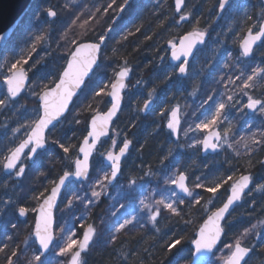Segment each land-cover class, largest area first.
Listing matches in <instances>:
<instances>
[{"label":"trees","instance_id":"trees-1","mask_svg":"<svg viewBox=\"0 0 264 264\" xmlns=\"http://www.w3.org/2000/svg\"><path fill=\"white\" fill-rule=\"evenodd\" d=\"M191 1H194L192 5ZM122 3L123 0H36L3 53L0 60V70L4 69L0 72V99H5V105L0 106V248L3 247L4 251L0 253V264H6L8 259L17 260V257L11 256L13 251L18 253L19 259L21 258L24 249L28 247L27 241L32 238L37 213L32 209H38L43 201L41 193L45 196L49 194L53 187L52 182L57 180L63 171L74 170L71 161L76 158L75 155L66 156L58 144L51 141L57 139L70 146V153L75 152V146L79 145L87 134L92 116L109 109L110 101L106 93L110 92L115 72L125 66L131 71L132 80L130 90L126 93L124 110L110 138L104 141L98 150L90 181L76 191L85 195L78 196L79 201L89 205L88 195L92 200L91 192L100 189L99 182L94 183L98 173L100 180L110 172L104 166L103 158L108 151H114L112 140H116V146L121 147L122 137L132 142V150L123 166L122 179L129 182L135 180V186L129 191V209L121 212L118 218H115L114 213L122 203L117 200L110 203L107 198L101 196L98 203L90 206L84 222L74 221L77 239L82 238V233L89 224L99 232L98 243L94 248L90 247L82 262L191 264L192 241L200 227L213 211L226 203L231 184L242 175L248 174L253 177V188L244 203L236 208L225 223V237L217 253L235 243L249 227L255 226L258 227L257 237L245 246L253 250L249 264H262L264 163L261 161H264V135L261 133H264V118L261 121L230 109L229 115L234 117L231 129L234 144L230 153L232 155H227L225 159L223 151L218 156L204 159L200 148L190 150L189 145L202 140L205 133L196 138L191 135L184 142L181 139L179 143H175L167 132L168 112L177 107L179 102L165 96L171 94L174 98L178 94L180 97L189 98L184 104V112L188 113L186 129L189 126L194 127L205 118L206 104L210 106L213 103L208 100L209 96L221 102H227L228 96L242 97L235 94L241 93L243 80L253 69L264 68V62L257 61L246 67V61L240 51V44L248 29L257 32L259 25L264 22L263 0H235L220 23H216L219 0H186V11L191 13V21L184 25L181 24V16L175 11L174 0H136L126 9L119 22H116ZM49 9L54 10L57 15L53 22L47 15ZM193 28L205 31L210 40L198 56L201 64L198 83L190 92L184 93L183 86L164 83L162 75L168 64L167 41L178 40ZM110 31L100 68L73 105L69 116L48 136L49 149L40 154L33 165L27 163L22 180H18L16 176L7 177L3 168L4 156L9 148L19 143L12 144L10 137L19 124L14 106L20 103L23 108L33 112L24 126L31 123L37 107V95L54 86L53 81L62 67L66 66L70 52L74 50L73 42L97 43L100 42V35L106 37ZM256 54H262L264 57V43ZM13 64L16 65L15 69L11 67ZM17 69L26 70L30 79L27 91L34 94L33 99H29L26 93L19 101L7 97L4 76ZM241 72L244 73L243 79L236 80V76ZM177 82L180 83L178 79ZM254 83V88L245 91L250 94L256 91L255 98L264 99V78H255ZM101 88L103 92L96 95ZM142 90L146 93H140ZM149 93L154 98V107L149 116H145L141 109L149 101ZM129 94L139 97H133L135 100L131 102ZM193 97H196L195 101L191 100ZM243 99L247 101L245 96ZM184 134L185 127L182 129V136ZM181 144L183 145L180 146ZM178 171L188 176L191 187L197 183L205 185L199 188V203L183 200V203L176 204V213L161 206L155 222L144 226H126L125 229L116 231L119 219L131 213H139L131 204H136L134 197L137 194L143 196L145 191L140 189L149 186L147 192H154L158 194L157 197L163 193L161 190L164 187L170 192L172 189L164 184V179ZM228 176L233 179L223 184L215 196L205 190ZM137 185L141 187L137 189ZM73 187L67 191L56 215V245L59 239L58 231L62 225L61 214L67 206ZM108 188L109 184L106 189ZM256 188L259 191L255 192ZM110 191L115 193L116 188ZM20 206L29 209L26 222L19 219ZM78 212L81 214L83 210ZM176 239H180L181 243L172 247ZM31 243L32 251L39 254L34 242ZM68 259L64 264H67Z\"/></svg>","mask_w":264,"mask_h":264},{"label":"snow or ice","instance_id":"snow-or-ice-1","mask_svg":"<svg viewBox=\"0 0 264 264\" xmlns=\"http://www.w3.org/2000/svg\"><path fill=\"white\" fill-rule=\"evenodd\" d=\"M114 2V0H113ZM176 11H180V6L182 0H175ZM230 3V0H219L218 10L222 13L226 6ZM131 0H123L120 5V11H124L126 7L130 6ZM47 15L50 17H55L56 12L49 9ZM181 20L186 19V17L181 16ZM87 23V21H85ZM83 27V25H81ZM206 36L205 31H200L193 28L192 31L188 32L182 38L178 40L167 41V46L170 50V57L172 61L179 62L174 65L175 74L177 76H184L188 70L189 58L194 55V50L197 49V45H202ZM264 38V23L259 25V30L253 34L252 29H248L247 35L243 38L241 42L242 55L247 57L258 41ZM104 35H100L99 41L97 43L88 42H73L75 44L74 50L70 52V59H67L66 66L62 67L61 72L53 81L54 86L47 88L42 94L37 95V107L35 110L34 118L32 122L26 126L25 138H23L16 146L11 147L7 150V155L4 156L3 168L8 171H14L17 177L23 176L26 171V162L31 161L36 162L42 149L45 145L49 143L48 136H50L57 128L61 118L64 113L68 110L70 103L73 98L77 95V91L81 89V86L85 83L86 78H90L94 74L95 70L100 67V57H101V45L104 41ZM163 59V58H162ZM13 69L16 65L11 66ZM130 69L128 67H121L115 72V81L111 84V91L106 93L107 96L111 97V107L106 113L96 114L91 118L90 130H87V134L83 137L82 142L75 146V152L70 153V146H66L64 143L53 140L52 143L58 144L59 148L62 150L66 156L75 155V159L71 161L74 170H65L58 179L53 181V187H51L49 194L45 196L41 193L43 197V203L38 209H32L37 212V219L34 223V236L39 243L41 251L39 254L34 255L33 261H29V264L33 262H39V264H45V261L41 257L49 250L50 245H52L54 240V235L51 231L52 226V212L54 202L56 201L58 195L61 193L62 187L66 186V181H68L69 176H75L76 178H87L90 171V158L93 157L94 150L97 146V141L100 140L102 136L108 135L109 124L112 121L113 116L116 115L117 109L120 107L121 101V90L125 88V78L128 77ZM244 77V73L241 72L240 75L236 76V80H241ZM264 78V68L253 69L251 74L247 75L246 79L243 80V87L241 92L247 98V102L243 103L238 109L243 114H247L245 110H250L253 112H260L264 114V99L254 98L245 89L255 87V78ZM171 78L170 76L168 77ZM6 86L7 97L14 98L17 97L24 85L25 76L23 71L17 69L13 74L8 77L4 82ZM103 92V88L100 89L96 95H100ZM151 96V93H149ZM209 101H213L212 105L208 109L205 118L195 125V130L200 132H209V135H205L204 138L197 143L202 144L205 151L211 149L215 151L218 144L215 141H219L221 136L219 133L212 132L214 126L219 123H223L224 120L228 119L229 110L235 107V104L229 103L233 101L232 96L227 97V102H219L213 99V96L208 97ZM149 102H146L144 108L141 109L143 112L149 107ZM5 105V99H0V106ZM173 119L167 123V128L173 133L177 132L178 121L176 118V111L171 112ZM79 122V121H77ZM254 135V134H253ZM264 135V133H261ZM251 139V137L249 138ZM116 140H112V145L116 146ZM132 142L128 139H124L122 147H119L118 152L108 151L107 161L110 162V172L106 173L102 181H99L106 189L108 184L115 181L121 174V161L128 151L130 144ZM257 143H259L257 141ZM189 147H195V144L189 145ZM82 157V158H81ZM264 163V161H261ZM146 175H152V173H146ZM199 179V178H198ZM233 179L232 176H228L226 179H222L220 182L215 183L213 186H208L205 188L207 192L216 195L219 188L223 184H227ZM188 180L187 175L178 171L172 176L166 177L164 179V184L171 186V197L175 199L177 203H183L177 195V191L186 194L188 197H192L193 193L187 187L186 181ZM106 182V183H104ZM250 182L249 175H242L238 182L231 184V195L227 197V202L223 204L211 213L205 220L203 226L200 227L198 232V238H194L192 243L194 245L195 252L200 251H211L216 245L218 239L220 238L222 228L220 222L224 219L225 213L228 212L229 206L241 199V194L248 187ZM131 183H135L132 180ZM197 188L205 187L201 183L196 184ZM48 191V190H46ZM91 196L99 198L101 196L100 191L93 190ZM92 201H89L91 203ZM71 201H69V204ZM144 208L149 210V219L152 222L157 220L160 214V207H157L155 212H152V206L145 204L144 200L140 201ZM199 203V200H196ZM157 206L162 205L164 209H167L173 213H176V208L172 202H166V198H161L155 201ZM87 207V205H85ZM29 212V209L20 206L18 208V214L20 217H24ZM132 220H124L123 223L119 224L116 231L125 229L127 225H131ZM15 227V225H13ZM81 227H83L81 225ZM64 232V229H61ZM75 231L69 230L64 236L61 237L62 243L55 249L56 254L60 257H68L67 264H81V255L88 249L90 243L93 241L95 236V228L93 225L89 224L87 229L83 231L82 238H75ZM181 243L180 239H176L171 245L175 247ZM6 247V246H5ZM4 251L0 248V252ZM249 251L248 248L241 247L240 242L237 241L235 245V251L228 257L226 264H240V261L244 258L245 254ZM11 256L17 257V260L8 259L7 264H18V253L13 251ZM48 264H51L49 261Z\"/></svg>","mask_w":264,"mask_h":264},{"label":"rangeland","instance_id":"rangeland-1","mask_svg":"<svg viewBox=\"0 0 264 264\" xmlns=\"http://www.w3.org/2000/svg\"><path fill=\"white\" fill-rule=\"evenodd\" d=\"M194 3V1H191L190 2V5H192ZM187 15L191 16V13L190 12H187ZM264 62V57L262 54H256L254 59L252 61H247L245 66H249L250 64H252L253 62ZM194 72L196 73L194 78L191 79L192 82H195V79H196V76H197V71H200V67H201V64H200V57H197L194 61ZM4 69H1L0 72H2ZM14 72V71H13ZM13 72L11 74H7L4 76L5 80L10 77ZM258 79H261V77H257ZM198 82V80L196 81ZM249 92V91H248ZM253 92V91H251ZM255 92L254 91L253 93L249 94L250 95H253L254 98H255ZM260 91H258L259 93ZM140 93L142 94H145L146 91L145 90H142ZM241 95L242 97H233V101L232 102H229V103H233L235 104V107L231 108L233 109V111H238V109L242 106V104L247 101H245L243 99V93H236L235 95ZM257 94V93H256ZM26 95L29 97V99H33L34 98V94L31 92V91H27L26 92ZM132 94H129V99L131 102H134L135 98H133L134 96H130ZM246 98V97H245ZM189 98H172L173 101H178L179 105H177V107H179L181 109V114H182V120H183V127H185V134L182 136V142H184V140H186V138L188 139L191 135H194L195 138L196 136H198L199 134H203L205 133V135H207L209 132H200V131H197L195 130V126L192 127V126H189L187 129H186V124L188 122V113L187 112H184V104L188 101ZM247 99V98H246ZM192 101H195L196 100V97H193L191 98ZM149 101L150 102H154V98H152V96H149ZM219 102H221L220 100H217ZM211 106V105H210ZM210 106H207L206 104V107H207V110H206V113L208 112V109L210 108ZM14 111L16 112L15 113V116L18 117V121H19V124L17 125V128L11 133V143L14 144L15 142H20L23 138H25V132H26V126H24V123L28 120V118L31 116V114L33 112H30L28 110H26L25 108H23L22 104L18 103L14 106ZM171 110L168 112L170 113ZM240 112V111H238ZM254 118H257V119H260L261 121L263 120L264 118V114L258 112L255 116H253ZM234 124V117L229 115L228 114V119L227 120H224L223 123H219L218 125H216V127L214 126L213 129L211 131H213L214 129H219L222 134H223V137H224V142H223V150H224V154H223V158H227V155H232L230 153H232V147L234 146V144L232 143L233 139L231 137V129H232V126ZM58 127V126H57ZM204 135V136H205ZM125 137H122L120 139V142L123 144V141H124ZM57 140V139H56ZM195 140V139H193ZM195 144V147H189L190 150H193V148H201V145L202 144H199L197 143V141H195L194 143H192L191 145ZM183 144H181L180 146H182ZM200 146V147H199ZM48 149H49V144H48ZM26 169H27V163H26ZM176 172L172 173V174H175ZM99 174L98 173V177H99ZM233 174V173H231ZM96 177V180H94V183L97 184L98 183V180L99 178ZM103 178H100L99 181H102ZM93 185V184H92ZM81 185H75L73 187V189L70 191L69 193V199H68V203H67V206L64 207L63 209V212L61 214V221H62V225L61 227L59 228V231H58V236H59V239H58V242H57V245L55 244V246L53 247V250L51 252V254L47 257H41V259L43 261H45V264H48V262L50 261L51 264H64L68 257H60L56 254V251L55 249L59 246V244L62 243V240H61V237L64 236L69 230H72V231H75V225H74V221H76L77 223H82L86 220V217L88 215V212L90 210V206H93L95 205L96 203H98L100 201V199L102 197H105L107 198L108 202L112 203L114 202L115 200H117V202H121L122 203V206H120L116 213H114V216L115 218H118L123 212L125 211L126 209H129V204L127 203V200L129 199V191H131L133 189V186H135V184L129 182V181H126L123 179H121L120 181V184L118 186H116V191L115 193H112L109 189L105 190V188L102 187V184L99 183V191L101 192V196L99 198H95L93 197L92 200L89 198V195H88V198H87V201L89 203V201H92L91 203H89V205H87V207L85 206V204H83V202L79 201L78 199V196H81V197H84L85 195H83L82 192H78L76 191L77 188H79ZM169 188H171L170 185H167ZM141 186L140 185H137V189H139ZM149 189V186H147L146 188H142L140 190H143L145 191L143 193V196H141L140 194H137L135 197H134V201L136 202L135 203H132L131 204V207L133 209H136L139 213H131L129 215H127L126 217H124L123 219H119V221H117V224H118V227H119V224L123 223L124 220H132L133 223L131 225H127V226H144V225H148V223H152V221L149 219V216H150V213H149V210L144 208L143 205H141L140 201L141 200H144V203L151 205L152 206V212L154 213L156 208L157 207H160V206H157L155 204V201L158 200V199H161V198H166V202H172L174 207L176 206L177 202L175 201L174 198L171 197V194L170 195H167L168 193H171L168 192V189L167 187H164L161 191L163 193H160V195L157 197L156 193H148L147 190ZM123 190H126L125 192H123L121 194V192ZM191 191L193 193V196L189 198V200L193 201L194 204H196V200H198L199 198V188L196 187V184L193 185L191 187ZM256 191H259L258 188L255 189V192ZM177 195L179 196L178 192H177ZM180 197V196H179ZM182 199V198H181ZM249 199V198H248ZM248 199L246 200V202H248ZM69 201H71V203L69 204ZM84 201H85V198H84ZM215 201V198L212 199V202ZM78 210H83V212L80 214L78 212ZM75 217V219L73 218ZM61 229H64V232L61 231ZM258 229V227H249L245 232H243L240 236H239V239L237 241L240 242V244L242 245H246L247 242H250L252 240H254L256 237H257V233L256 232ZM56 233H57V229H56ZM98 234L99 232H95V236L93 238V241H92V248H94L96 246V244L98 243ZM32 238L29 239L27 241V245L28 247L24 249V252L23 254L21 255V258L19 259L20 261L18 262V264H29V261H33V257L34 255H36L31 247H32V241L34 242L35 244V241L33 239V234L31 236ZM236 241V242H237ZM243 241V242H242ZM236 242L233 243V244H229L228 246L224 247L222 249V251H220L219 253H217V255H215L214 259H212V262L210 264H225L228 257L232 254V252H234V249H235V245H236ZM242 242V243H241ZM36 246V244H35ZM90 246V247H91ZM3 248V247H1ZM37 248V246H36ZM90 249V248H89ZM38 250V249H37ZM39 252V251H38ZM1 253V252H0ZM7 264V263H6ZM33 264H39V262H33ZM82 264H88L86 261L82 262ZM264 264V262L262 263Z\"/></svg>","mask_w":264,"mask_h":264},{"label":"water","instance_id":"water-1","mask_svg":"<svg viewBox=\"0 0 264 264\" xmlns=\"http://www.w3.org/2000/svg\"><path fill=\"white\" fill-rule=\"evenodd\" d=\"M134 1L135 0H131V3H133ZM233 1L234 0H230V3L226 6L225 10L222 13L219 11L218 17H217V20H216V23H219L220 21H222L224 19L225 14H226V12L228 10V7L233 3ZM35 2H36V0H0V60H1L2 56H3V53H4L7 45L11 41V39L14 36L15 32L19 28L21 22L24 20V18L26 17V15L29 13V11L31 10V8H32V6H33V4ZM263 3H264V0H263ZM174 7H175V11H176V2H175V0H174ZM185 7H186L185 0H182L181 6H180V11L179 12L176 11V13L177 14H180V15L183 14L185 12ZM126 8H125V10H126ZM125 10L124 11H121V15L125 12ZM56 17H57V15L55 17H50L49 16V19H50L51 22H53L56 19ZM120 17L121 16L118 17V19L116 20V22H118L120 20ZM185 17H186V19L181 20V23L182 24L188 23L190 21V17L189 16H185ZM109 34H111V32H109ZM253 34H255V33L253 32ZM107 39H108V36L104 39V41H103V43L101 45V55H102L103 49L106 46ZM208 41H209V37L206 34L205 39H204V43L202 45H197V49L198 50H194V55L189 58L188 67H189L191 61L197 56V54L199 53V51L204 46L207 45ZM263 42H264V38H262L255 45H253V48H252L251 53L247 57L243 56L245 58V60H251L252 57H253V55H254V53H255V51L262 45ZM88 43H91V42H88ZM168 50H169V47H168ZM240 50H241V53H242L241 45H240ZM169 52H170V50H169ZM100 61H101V57H100ZM100 61H99V63H100ZM169 61L172 64H178L179 63L177 61H172L171 60V57H170ZM97 70H95L94 74L96 73ZM21 71H23L24 76H25V85H24L21 93L17 97L12 98L14 101L19 100L22 97V95L24 94V92L27 90V88L30 86V80L27 77L26 71L25 70H21ZM94 74H92L90 76V78H86L85 79V83L81 86V89L77 91V95L73 98V101L70 103L68 110L64 113V116L61 118V120H60V122H59L58 125H60L67 118V116L70 114L71 109H72L75 101L81 96V94L85 90L86 85L88 84V82L92 80ZM186 75H187V73H186ZM186 75L181 76V78H185ZM130 79H131V74H130V71H129V75H128V77L125 78V81H124L125 82V88L121 90V94H120L121 95L120 107L117 109L116 115L113 116L112 121L109 124L108 135L107 136H102L100 138V140L97 141V146H96V149L94 150L93 157L90 158V171H89L88 177L87 178H83V177L82 178H76L75 176H69L68 181H66V186L65 187H62L61 193L58 195L56 201L54 202L53 208L51 209V212H52V226H51V231H52V233L54 235V240H53L52 245H50L49 250L43 256L49 255L52 252V249H53V247L55 245V240H56L55 231H56V223H57L56 222V213H57V211H58V209H59V207L61 205V202L63 200V197H64V195H65L68 187L71 184H85L91 178V174H92V163H93L95 154H96L98 148L100 147V145L102 144V142L104 140H106V139L109 138V136H110V134H111V132L113 130V127L115 125L116 120L118 119V117L120 116V114L123 111L124 102H125L124 94H125V91L127 90L128 82L130 81ZM109 100H110V104H111V97H109ZM110 107H111V105H110ZM152 109H153V104L150 102L149 103V107L144 110L145 111V114L148 116L150 114V112L152 111ZM174 110L177 113L176 118H175L178 121V124H177V132L173 133L168 128H167V130L173 135L175 141H179L180 135H181V129H182L181 110L179 108H176ZM247 111H248V113L250 115H255V114L258 113V111H256V112H253V111H250V110H247ZM100 114H103V113H100ZM172 119H173V117H172V115L170 113V115H169V121H171ZM90 125H91V122H90ZM90 125H89V130H90ZM212 132L219 133L220 136H221V139L219 141H215L214 140V142H216L218 144V147H217V149L215 151H213L211 149L205 151L203 149V147H202V155H203V157H206V158L207 157H210V156L218 155V154L221 153V150H222L221 149V145H222V142H223V137H222L221 132L218 129H216V130H214ZM47 149H48V144L45 145V148L42 149L40 153L45 152ZM130 150H131V145H130L128 151L126 152L125 156L122 158V161H121V174L118 176V178L115 181H113L110 184L111 187H114L117 184V182L120 180V178L122 176L123 164H124L126 158L128 157V154H129ZM104 163H105V165L107 167L110 168V162L107 161V156L104 159ZM29 164L30 165H33L34 163L31 162V161H29ZM4 174L6 176L10 177V176H14L15 175V172L14 171H11L10 172V171L4 169ZM23 176L18 177V180H22ZM249 176H250L249 185L244 190V192L241 194V199L238 200V201H234V203L229 206L228 212L225 213L224 219L220 222V226L222 228V232H221L220 238L218 239L216 245L213 247V249L210 252L209 251L195 252L194 245H193V251L194 252H193V257H192V263L191 264H209V262L212 260V258L216 254V252L219 250V248H220V246H221V244H222V242L224 240V236H225V231H224V224H225V222L234 213V211L236 210V208L243 203L244 198L246 197L247 193L250 191V189L252 187V176L251 175H249ZM186 184H187V187L189 188V186H188V180L186 181ZM176 191L178 192V194H179V196L181 198H183V199H188L189 198L188 196H186V194H184L182 192H179L178 190H176ZM229 195H231V190H230V194ZM20 218H21L22 221H26L28 219V213L24 217H20ZM36 219H37V214H36ZM33 238H34V241H35V243H36L39 251L40 252L43 251L42 249H40L39 243H38V241L36 240V238L34 236V231H33ZM196 238H198V234H197V237ZM241 247H244V246L241 245ZM244 248H247V247H244ZM86 251H87V249L82 253L81 260H82L83 254H85ZM234 251H235V249H234ZM252 252L253 251L251 249H249V251L245 254L244 258L240 261V264H247L248 261L251 258Z\"/></svg>","mask_w":264,"mask_h":264},{"label":"flooded vegetation","instance_id":"flooded-vegetation-1","mask_svg":"<svg viewBox=\"0 0 264 264\" xmlns=\"http://www.w3.org/2000/svg\"><path fill=\"white\" fill-rule=\"evenodd\" d=\"M185 3H186V1H185ZM233 4V3H232ZM231 4V5H232ZM230 5V6H231ZM186 6H187V3H186ZM229 6V7H230ZM229 9V8H228ZM185 13H187V11H186V9H185ZM190 17V19H191V16H189ZM200 54V53H199ZM199 54H198V56H199ZM197 56V57H198ZM170 57V56H169ZM169 57H168V60H169ZM196 57V58H197ZM195 61V60H194ZM194 61H192V63L190 64V66H189V68H188V71H187V75H186V77L184 78V79H182L181 78V76H177L176 74H175V68H174V64H171L170 62H168V64L166 65V67H167V69L166 70H164V74L162 75L163 77H164V80H165V82L164 83H167V82H169L170 84H179V85H181V86H183V88H184V93H188V92H190L191 91V88L193 87V86H196V84L198 83V82H196L198 79H199V75H200V71H197V76H196V79H195V82H192L191 81V79H193L194 78V76H195V72L193 71L194 70V66H195V64H194ZM162 64H164V62L162 63ZM171 77L170 79L168 78V77ZM177 79L179 80V82L181 83H178L177 82ZM135 98H138L139 96H134ZM166 98H173L172 97V95L171 94H169V95H167V96H165ZM174 98H183V96L182 97H180L178 94L177 95H175V97ZM118 149H119V147H117V146H115L114 147V151H118ZM248 175V174H247ZM240 179V178H239ZM238 179V180H239ZM237 180V181H238ZM190 186V185H189ZM191 187V186H190Z\"/></svg>","mask_w":264,"mask_h":264},{"label":"bare ground","instance_id":"bare-ground-1","mask_svg":"<svg viewBox=\"0 0 264 264\" xmlns=\"http://www.w3.org/2000/svg\"><path fill=\"white\" fill-rule=\"evenodd\" d=\"M184 24H187V23H184ZM253 251V250H252Z\"/></svg>","mask_w":264,"mask_h":264}]
</instances>
